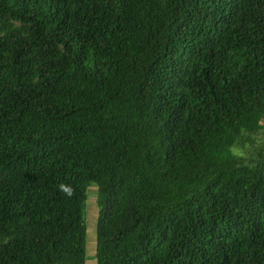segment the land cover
Returning <instances> with one entry per match:
<instances>
[{
  "label": "trees",
  "instance_id": "obj_1",
  "mask_svg": "<svg viewBox=\"0 0 264 264\" xmlns=\"http://www.w3.org/2000/svg\"><path fill=\"white\" fill-rule=\"evenodd\" d=\"M259 135L264 0H0V264H86L94 185L97 264H264Z\"/></svg>",
  "mask_w": 264,
  "mask_h": 264
},
{
  "label": "rangeland",
  "instance_id": "obj_2",
  "mask_svg": "<svg viewBox=\"0 0 264 264\" xmlns=\"http://www.w3.org/2000/svg\"><path fill=\"white\" fill-rule=\"evenodd\" d=\"M263 135H259L258 141H263ZM254 151L255 148H253ZM253 150L251 149L250 152H246V156H252ZM97 187L91 186L88 189V200H87V208H86V222H87V258L86 264H97L96 261V247H97V219L99 214L98 204H97V197L98 191Z\"/></svg>",
  "mask_w": 264,
  "mask_h": 264
},
{
  "label": "clouds",
  "instance_id": "obj_3",
  "mask_svg": "<svg viewBox=\"0 0 264 264\" xmlns=\"http://www.w3.org/2000/svg\"><path fill=\"white\" fill-rule=\"evenodd\" d=\"M57 190L67 198H72L75 195V188L71 184L61 182L57 186Z\"/></svg>",
  "mask_w": 264,
  "mask_h": 264
}]
</instances>
